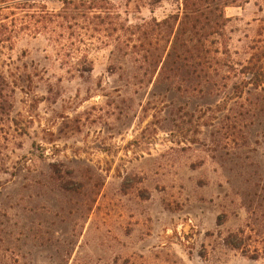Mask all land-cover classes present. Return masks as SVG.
<instances>
[{"label":"rangeland","instance_id":"rangeland-1","mask_svg":"<svg viewBox=\"0 0 264 264\" xmlns=\"http://www.w3.org/2000/svg\"><path fill=\"white\" fill-rule=\"evenodd\" d=\"M113 1L131 25L178 7ZM5 4L0 21L57 29L0 47V264H264V114L235 117L241 75L196 94L160 73L162 43L119 51L53 24L64 0ZM225 11L232 63H264V0Z\"/></svg>","mask_w":264,"mask_h":264},{"label":"trees","instance_id":"trees-1","mask_svg":"<svg viewBox=\"0 0 264 264\" xmlns=\"http://www.w3.org/2000/svg\"><path fill=\"white\" fill-rule=\"evenodd\" d=\"M3 0L0 3V17L4 15V9L8 7ZM178 7L175 12L158 20L152 17L144 19L142 24L131 25L123 19L118 5L113 0H64L66 4L64 13L56 15L50 13V21L53 24L59 22L58 27L72 29V34L80 21L90 35L100 33L107 38L106 43L113 44L119 51L127 52L125 39L134 38L142 44L149 41L150 44L162 43V50L153 55L154 63L160 66V73H166L169 79H175L179 83H188L193 93L217 91L228 86L232 77L241 75L240 81L234 82V89L240 90V94H249L244 98L235 117L250 120L264 114V63L262 57L253 53L246 64L242 63L237 68L231 61V54L227 46L229 39L227 33L226 7L236 0H176ZM61 19H57L60 18ZM6 18V17H4ZM57 19V20H56ZM74 22L77 24L74 25ZM68 24V25H67ZM77 28V27H76ZM45 29L56 32V25L24 24L13 26L6 21H0V47L13 46V40L22 31ZM137 46L134 45L133 48ZM254 48V47H253ZM133 52L132 49H129ZM136 58L139 51H134ZM85 65L91 63L84 58ZM82 65L83 70H91ZM3 87L9 86L6 79H2ZM249 86V88H247ZM251 86V87H250ZM251 88L263 91L262 95L253 97ZM246 90V91H245Z\"/></svg>","mask_w":264,"mask_h":264}]
</instances>
